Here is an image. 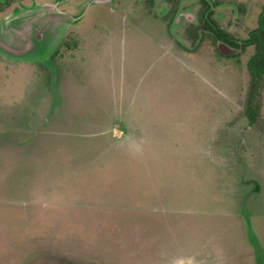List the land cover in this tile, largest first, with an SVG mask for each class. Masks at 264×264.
<instances>
[{"label":"rangeland","instance_id":"1","mask_svg":"<svg viewBox=\"0 0 264 264\" xmlns=\"http://www.w3.org/2000/svg\"><path fill=\"white\" fill-rule=\"evenodd\" d=\"M197 1L177 26L156 25L164 2L139 0L155 25L136 27L130 3L122 22L91 6L70 48L50 22L35 78L0 54V264H264V75L254 90L243 46L264 0H208L233 56L192 27ZM116 119L124 152L97 136Z\"/></svg>","mask_w":264,"mask_h":264},{"label":"flooded vegetation","instance_id":"2","mask_svg":"<svg viewBox=\"0 0 264 264\" xmlns=\"http://www.w3.org/2000/svg\"><path fill=\"white\" fill-rule=\"evenodd\" d=\"M161 2H164V4L163 6L159 7L158 13L160 16H162V19L165 20L166 23L162 21V22H158V24L156 25L166 26L167 24H169L168 22L171 18H172L171 24L173 22V25L175 26L179 25V21H180L179 16L184 14L183 12L180 11L181 9H179L183 5V0H141V6H145L146 10L151 11L155 9L156 3L159 4ZM197 2L199 5L197 10L198 23L191 24L192 27H195V29L201 28L204 30L207 29V31H211L213 33V36L221 41L220 43L217 44V49L219 50V52L226 56L235 55L236 54L235 47H237V42L230 34H227L218 26L216 19L213 17L214 14L213 9L209 4L208 0H199ZM38 3L54 4L60 11L64 13H68L72 15V17H74V21H72L70 28L63 35V38L60 41V45L67 48H70V35L73 37L74 31H81L82 28L89 27L90 25L93 26L94 24L93 22L95 21V19H93L94 16L92 15L91 10L88 12L91 6H96L95 8L96 11L100 10L103 14H109L110 16L119 15V18L122 22L123 21L122 10L125 9L124 6L130 3L132 10L130 19L135 27L139 25L138 24L139 20L142 21V24L148 26L155 25L154 23L155 21H152L149 18L140 19L142 17H140V13H139V4H140L139 0H129V2L124 1V5L123 2H121V0H0V19L5 17V15L10 13L11 11H15L17 8L22 7L23 5L38 4ZM133 4H135V6H133ZM217 33L221 34V37L217 36ZM248 45H254L256 48L254 53L247 61V67L250 73L252 74V78H253L252 88L254 90H258L264 75L263 22L260 23V26L258 28L251 31L249 37L246 40H244L243 46H248ZM58 52H59L58 49L53 51L50 57H52L53 55L56 56ZM1 58L4 59L3 61L8 63V65L11 64L16 65L17 63L18 64L20 63L19 65L24 66V64L27 63V65H25L27 67L25 68L31 71L33 78H35L36 75L40 73L39 69L41 65L39 64V62L31 63L22 60L18 61L15 59H10L8 57H3V55L1 56ZM2 67L6 68L5 66ZM3 71H4L3 75H5V73H12V75L15 76L16 74L15 73L16 71L9 72L7 69L6 71L3 69ZM55 100H56V96L54 97V101ZM50 107L52 106L50 105ZM54 107H52V109H54ZM32 111H33L32 117L34 119L36 114L38 113L37 108L32 109Z\"/></svg>","mask_w":264,"mask_h":264},{"label":"water","instance_id":"3","mask_svg":"<svg viewBox=\"0 0 264 264\" xmlns=\"http://www.w3.org/2000/svg\"><path fill=\"white\" fill-rule=\"evenodd\" d=\"M62 21H65L64 25L72 23L74 17L60 11L54 4H31L18 9L0 21V54L15 60H31V38L41 42L52 26L50 22L55 28ZM53 45L54 41L43 47L48 53Z\"/></svg>","mask_w":264,"mask_h":264},{"label":"crops","instance_id":"4","mask_svg":"<svg viewBox=\"0 0 264 264\" xmlns=\"http://www.w3.org/2000/svg\"><path fill=\"white\" fill-rule=\"evenodd\" d=\"M96 34H97V32H96ZM124 34V33H123ZM122 36H124V35H122ZM121 36V37H122ZM70 91H73V88L72 89H70ZM132 97V101L129 103V104H124V103H122V101H121V104L118 106V107H116L115 109L117 110V109H120V118L121 117H123V116H126V113L127 112H125L124 113V109H123V105H132L133 104V102H134V96H131ZM57 98V97H56ZM58 99V98H57ZM128 111H130L129 112V114H130V118L131 117H135L134 119L136 120V122H138L139 124H140V126H141V129H142V132H146V126H145V123H144V120H149V119H146V117L145 116H143V117H136L135 115H134V112L135 111H133V110H130V109H127ZM55 111V110H54ZM53 111V112H54ZM119 119V118H118ZM117 120V119H116ZM120 121V120H119ZM117 122V123H116ZM116 125H118V126H121L120 124H118V120L117 121H114L113 123H111L110 125H109V127H105L103 130L100 128L99 130H98V137L99 136H101V135H103L108 141H110V142H114V144L116 145V147H117V142L118 141H120L118 138H115L116 140H114V138H111V136L110 135H108V131H112V129H113V127H117ZM143 127L145 128V130L143 129ZM102 132H103V134H102ZM141 132V133H142ZM116 137H120V134H116ZM146 143H147V141H145ZM145 142L143 143V145L141 146V148H131L130 150H137V149H139V150H144L145 149ZM117 148H119V147H117ZM120 150H122L123 152H124V150L120 147L119 148ZM129 150V151H130ZM174 259H179V260H184V258H182L181 256H177V257H175Z\"/></svg>","mask_w":264,"mask_h":264},{"label":"trees","instance_id":"5","mask_svg":"<svg viewBox=\"0 0 264 264\" xmlns=\"http://www.w3.org/2000/svg\"><path fill=\"white\" fill-rule=\"evenodd\" d=\"M217 36L221 37V34L217 33ZM74 43H75V41H74L73 37L70 35V46L73 45ZM256 187H257V185H256Z\"/></svg>","mask_w":264,"mask_h":264}]
</instances>
